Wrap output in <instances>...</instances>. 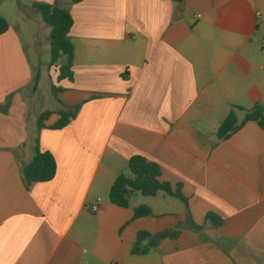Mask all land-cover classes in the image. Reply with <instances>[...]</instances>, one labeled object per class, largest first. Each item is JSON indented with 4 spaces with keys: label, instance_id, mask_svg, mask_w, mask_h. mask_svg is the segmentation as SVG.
<instances>
[{
    "label": "crops",
    "instance_id": "obj_1",
    "mask_svg": "<svg viewBox=\"0 0 264 264\" xmlns=\"http://www.w3.org/2000/svg\"><path fill=\"white\" fill-rule=\"evenodd\" d=\"M56 1L0 0L9 24L0 35V264H264V130L249 121L217 138L232 108L243 109L242 122L264 106V0H60L74 21L72 78L60 81L66 60L37 69L25 42L35 48L25 18ZM41 75L57 107L35 111L32 125L28 100ZM214 96L226 108L211 124L201 118L217 111ZM79 105L71 124L51 129L58 112ZM37 147L57 172L27 187L21 168ZM133 156L158 164L187 204L165 192L111 204ZM167 198L180 203L170 209ZM139 206L153 215L135 218ZM140 232L157 246L132 255Z\"/></svg>",
    "mask_w": 264,
    "mask_h": 264
},
{
    "label": "trees",
    "instance_id": "obj_2",
    "mask_svg": "<svg viewBox=\"0 0 264 264\" xmlns=\"http://www.w3.org/2000/svg\"><path fill=\"white\" fill-rule=\"evenodd\" d=\"M70 4H78L83 0H67ZM182 2L183 0H176ZM38 11L42 16L43 22L51 28L49 42L51 48V60L49 67H56L62 57H66V63L59 66L58 81L71 77V68L73 64L74 47L71 42L70 31L73 26V18L68 9L61 7L60 0L53 4H39ZM9 29L7 20L0 16V35L5 34ZM53 91H57L53 87ZM81 105L74 108H68L65 111L58 112L59 120L51 127V129L59 130L67 127L76 118ZM236 110H243L240 107L232 108L227 117L221 123L217 138L219 141L229 139L233 134L239 131L247 122H258L259 126L264 130V106L256 103L251 110L246 111L245 118L239 122ZM51 112H44L38 119V129L44 128V122L49 118ZM130 176L120 175L112 185L109 193L111 204L121 208H128L130 199L133 194L139 193L144 197H155L159 192L183 200L186 199L180 193V185L175 192L172 191L169 183L161 181V169L158 164L149 162L141 156H133L128 163ZM57 172V163L54 157L48 153L41 151L39 147L31 162L23 165L21 175L23 182L29 187L33 183H45L52 181ZM152 210L147 206H139L134 209V217L152 216ZM207 221L215 226H221L223 221L212 213L206 216ZM149 240L142 246V242ZM158 240L152 239L147 232H140L136 242L131 248L132 255H146L151 249L157 246Z\"/></svg>",
    "mask_w": 264,
    "mask_h": 264
},
{
    "label": "rangeland",
    "instance_id": "obj_3",
    "mask_svg": "<svg viewBox=\"0 0 264 264\" xmlns=\"http://www.w3.org/2000/svg\"><path fill=\"white\" fill-rule=\"evenodd\" d=\"M4 1L5 3H7V1L9 3V1L11 2L12 0H4ZM19 2L22 3L23 5L29 4L27 0H19ZM24 21L27 27H30L32 29V36L36 40L35 48H33V46H30L29 39L27 40L25 39V42L27 43V53L29 55V58L33 61V64L35 65V67L37 69H41V67L50 63V60H51V48H50V42H49L51 28L43 22L40 12L38 10L36 11L34 8H33V20L25 18ZM258 49L262 51L260 46L258 47ZM261 57H263L264 59V52L261 53ZM62 60H66V57H62L60 61ZM52 69L55 70V67H53ZM42 75L44 76V74ZM42 75L39 77L38 82H37L38 83V93L36 94L33 100L32 99L28 100L29 101L28 106L30 107V111H29L27 118L32 125H33V120H34L33 116L35 115V111H38L40 113L43 110L54 109L57 107L56 92H52L50 90V83L46 80V77H43ZM218 84L220 85V79L217 78L214 81L211 91L219 90ZM241 89H245V87H242ZM212 103L214 105L215 110H217L215 114L212 113V115L209 118L210 120L205 119L207 117H204V116L201 118L202 120L206 122L211 121V124L214 123L213 122L214 119L219 121L222 118L221 113L226 108L223 100H221L220 98H217L216 96L212 98ZM237 115L239 116L240 119L244 116L243 113H239L238 111H237ZM125 175L130 176L131 174L127 170L125 172ZM139 197L140 199H142V201H145V199L141 195H139ZM167 199H170V198H167ZM168 201L170 202L166 205V207L170 209L174 208L177 205L176 203L178 204L180 203L178 200H173V199H170ZM169 221H171L170 224L173 223L177 225L178 228H181L178 223H174L172 222V220H169Z\"/></svg>",
    "mask_w": 264,
    "mask_h": 264
},
{
    "label": "built area",
    "instance_id": "obj_4",
    "mask_svg": "<svg viewBox=\"0 0 264 264\" xmlns=\"http://www.w3.org/2000/svg\"><path fill=\"white\" fill-rule=\"evenodd\" d=\"M93 210L95 211L96 210V207H93Z\"/></svg>",
    "mask_w": 264,
    "mask_h": 264
}]
</instances>
